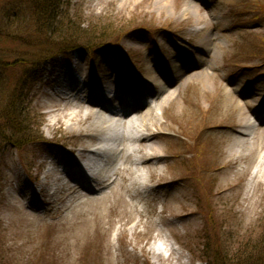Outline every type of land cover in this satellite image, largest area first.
<instances>
[{
	"label": "rangeland",
	"instance_id": "1",
	"mask_svg": "<svg viewBox=\"0 0 264 264\" xmlns=\"http://www.w3.org/2000/svg\"><path fill=\"white\" fill-rule=\"evenodd\" d=\"M63 1L52 29L44 0H0V125L10 135L19 123L33 140H0V264H264V176L252 178L264 125L245 139L251 161L229 159L236 135L223 128L264 110V0ZM192 5L199 23L182 13ZM70 42L95 51L39 62ZM29 61L38 80H28ZM100 88L152 103L154 129L169 132L151 180L120 138L95 156L106 182L82 184L69 170L87 117L106 113L130 135L138 125L135 107L104 111ZM155 90L175 99L160 108Z\"/></svg>",
	"mask_w": 264,
	"mask_h": 264
},
{
	"label": "bare ground",
	"instance_id": "2",
	"mask_svg": "<svg viewBox=\"0 0 264 264\" xmlns=\"http://www.w3.org/2000/svg\"><path fill=\"white\" fill-rule=\"evenodd\" d=\"M162 2V1H161ZM161 4V3H160ZM160 6V5H159ZM161 9V7H159ZM193 11L196 16L197 23L202 21L200 16V12L198 8L192 5L190 8H186L183 14L187 12ZM201 17V19H199ZM212 41V38L210 39ZM202 44H199V48H202ZM204 48V47H203ZM202 48V49H203ZM75 86L68 87V90H58L56 94L66 96L70 94L69 91L73 90ZM108 88H111L110 86ZM107 89V88H106ZM152 91V90H151ZM80 93V91L78 92ZM64 94V95H63ZM154 97L158 100V105L160 108H165V105H169L174 99L175 95L173 92L168 91L166 94L163 93V90H155ZM96 97L104 100L107 104L102 105V109L106 112H111V108L113 104L120 102V106L123 110H128L130 108H137L138 117V125L130 126V134H127V129L124 131L119 132L117 131V126L121 123L120 119H113L110 116H106L104 113H97L95 114L90 120L87 119L83 121L85 125L84 132L81 133L82 139H84L86 143H83L78 152L80 156L81 163L76 167H72L75 171V179L82 184L90 185L91 181H96L97 184H102L107 181L108 179V171L109 168L107 167H99L95 162V156L100 155V151L102 150L100 147L101 142L107 141L110 138H114L121 140V152H124L127 158L135 156L133 152H136V161H140L143 165L148 167L150 174L149 180L152 179L153 176L157 174L156 169L157 165L160 162L161 158L163 157L161 153V149L158 146V140H169L171 136L168 135V131L162 132L161 130L154 129L156 125V119L154 117L153 109L154 107L151 105L152 103L146 102L143 107H140L141 100L140 99H133L131 95L123 96L122 94H118L115 96H106L105 88H100L96 92ZM78 96L76 95V99ZM160 100V101H159ZM134 101V102H133ZM110 105V106H107ZM119 112L115 113V115H119ZM255 113V112H254ZM253 113V114H254ZM70 114V113H69ZM90 115V114H89ZM67 116V115H66ZM71 121L79 120L76 115L71 114L70 118ZM135 119V122H136ZM77 120V122H78ZM123 124V123H122ZM264 125V121H259V118L254 116V119L251 115H246L239 118L238 122L232 126L223 127L228 130H231L232 133L236 135V138L230 145V157L235 159L240 158H248L251 161L249 150L251 147L246 145L247 136L252 133H249V130H255L258 128L257 126ZM126 127V124H124ZM130 139V141L137 145L133 146V148L129 146L125 141ZM159 137V138H157ZM157 138V139H156ZM186 138V137H185ZM187 139V138H186ZM67 141V139H65ZM155 140V141H154ZM76 147L75 145H72ZM77 149V147L75 148ZM132 150V153L129 152ZM104 151H109L107 148H104ZM245 151V152H244ZM262 163H264V154L261 155L258 164L254 167L253 176L252 178L256 177V175L260 174V172L264 176V167H262ZM152 167V168H151ZM102 175V176H101ZM195 176L199 175L198 173H194ZM58 179L61 180V176H58ZM74 180V179H73ZM75 181V180H74ZM252 181V179H251ZM134 184L137 185V180H134ZM151 251H153L154 256L160 259L163 256V252L161 249L158 248L157 244L153 242L151 245Z\"/></svg>",
	"mask_w": 264,
	"mask_h": 264
},
{
	"label": "trees",
	"instance_id": "3",
	"mask_svg": "<svg viewBox=\"0 0 264 264\" xmlns=\"http://www.w3.org/2000/svg\"><path fill=\"white\" fill-rule=\"evenodd\" d=\"M44 6L47 8V4H48V9H51L52 12H54L53 17H49L47 15H44L43 12L40 13L42 16L41 17V23H43V25L45 26H51L50 28H54V24L56 23L55 21H57L58 17L60 16V14L62 15V7L65 4V2L63 0H44L43 2ZM51 23V24H50ZM106 41V43H104L105 45H108L109 42H107L108 40H104ZM79 42L76 43H60L57 47V51L58 52H66L67 50H69L72 47H78L80 49H93L95 48V45L93 46V43H82V44H78ZM97 43V42H96ZM100 46H102L101 44H99ZM103 47V46H102ZM56 51V52H57ZM49 56V55H48ZM48 56L46 57H41L40 61H44ZM26 63V62H25ZM35 63V64H34ZM37 62H33V61H29L26 64V67H28L29 72L28 73V80H32V78L35 77V72H32V69L36 66ZM33 64V65H32ZM36 68V67H35ZM14 106V104H13ZM17 109V106L14 107ZM5 128L4 126L0 125V140H5L8 141V143L13 144L14 146H16L19 149H23L26 145H28L30 142H32L33 140H29V135L27 134V131L25 128L21 127V125H19V123H12L8 126V128L6 129L10 135H5V131L3 132L4 129L1 128ZM11 127V129H10ZM215 224V223H214ZM216 225V224H215Z\"/></svg>",
	"mask_w": 264,
	"mask_h": 264
}]
</instances>
